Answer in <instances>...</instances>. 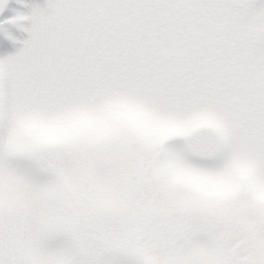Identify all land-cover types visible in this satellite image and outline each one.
I'll return each instance as SVG.
<instances>
[{"label": "snow or ice", "instance_id": "6c2138e0", "mask_svg": "<svg viewBox=\"0 0 264 264\" xmlns=\"http://www.w3.org/2000/svg\"><path fill=\"white\" fill-rule=\"evenodd\" d=\"M24 2L0 264H264V0Z\"/></svg>", "mask_w": 264, "mask_h": 264}, {"label": "rangeland", "instance_id": "374dc122", "mask_svg": "<svg viewBox=\"0 0 264 264\" xmlns=\"http://www.w3.org/2000/svg\"><path fill=\"white\" fill-rule=\"evenodd\" d=\"M17 10L27 12L29 11V8L26 6L24 0H8V6L3 10V12H0V20H5L7 17L15 15ZM2 27L6 30H11L17 35H26V33H23L21 30L16 28V26L7 22ZM12 47L13 45L10 41L3 36H0V50L10 51L12 50Z\"/></svg>", "mask_w": 264, "mask_h": 264}]
</instances>
